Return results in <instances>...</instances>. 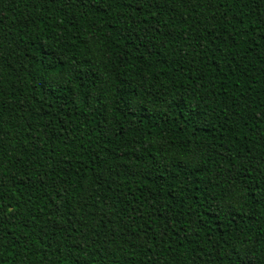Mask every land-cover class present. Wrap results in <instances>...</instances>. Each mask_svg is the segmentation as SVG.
Returning a JSON list of instances; mask_svg holds the SVG:
<instances>
[{"label":"trees","instance_id":"trees-1","mask_svg":"<svg viewBox=\"0 0 264 264\" xmlns=\"http://www.w3.org/2000/svg\"><path fill=\"white\" fill-rule=\"evenodd\" d=\"M0 264H264V0H0Z\"/></svg>","mask_w":264,"mask_h":264}]
</instances>
